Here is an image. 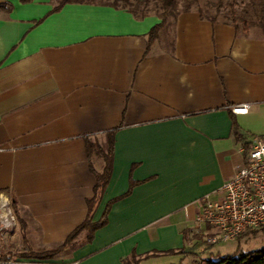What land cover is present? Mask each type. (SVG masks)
Wrapping results in <instances>:
<instances>
[{
  "label": "crops",
  "instance_id": "obj_1",
  "mask_svg": "<svg viewBox=\"0 0 264 264\" xmlns=\"http://www.w3.org/2000/svg\"><path fill=\"white\" fill-rule=\"evenodd\" d=\"M54 7L0 0V193L16 199L27 227L22 252L60 246L88 217L91 165L103 169L98 157L89 160L86 140L104 147L117 129L93 224L112 203L107 223L58 258L13 261L4 259L13 251L0 250V264L179 257L202 199L217 197L264 138V36L193 9L179 14L170 43L157 39L147 53L161 23L155 15ZM239 106L248 112L233 114Z\"/></svg>",
  "mask_w": 264,
  "mask_h": 264
},
{
  "label": "trees",
  "instance_id": "obj_2",
  "mask_svg": "<svg viewBox=\"0 0 264 264\" xmlns=\"http://www.w3.org/2000/svg\"><path fill=\"white\" fill-rule=\"evenodd\" d=\"M23 4L31 3L35 0H19ZM55 2L54 12L61 10L66 5L70 4H99L111 6L116 9H124L130 12L136 19H144L149 16L152 10L156 13L155 16L160 18L161 23L156 25L148 34L147 53H149L157 41L162 31L169 30L174 25L176 20L182 12H189L191 10H197L203 20H209L213 23L224 22L234 26L238 33L249 35L251 29L259 28L261 34L264 36V0H249L248 4H244L238 11L236 7L238 4L234 0L229 6H223L222 0L218 5L210 2L202 3V0H53ZM152 9L150 6H152ZM215 8V9H214ZM214 10V11H213ZM172 21V24H171ZM116 130L107 133L108 145L107 147L101 146L98 142L92 139L86 140L87 155L89 160H92L94 156L100 157L104 160L105 166L101 172H97L91 165V171L96 178V184L94 187V196L87 201L89 214L87 219L73 231L64 243L60 246L52 249H43L38 252L31 250H25L22 253H18L17 258L38 259V260H50L58 257L61 253L68 249H74L78 246V237L84 231H93L107 223V215L110 210V204L105 208L103 217L95 224L92 223L93 216L101 202L105 189L110 181L112 174V164L114 155V136ZM235 137L238 141H243V137L239 134V128L234 125ZM247 146V144L245 145ZM135 184L133 183L132 186ZM13 197L11 200L12 208L17 216V202ZM21 227L23 226L21 220H19ZM24 227V226H23ZM24 230V229H23ZM260 235L264 236V230L249 231L246 234L239 237L237 240L241 241L243 238H257ZM25 237H23V241ZM184 251H180L179 255H182ZM170 254V253H169ZM4 259H7L5 257ZM141 258L136 255L125 259L123 264H141ZM207 264H264V247L257 250L245 251L239 248L237 252L231 256L217 259L206 260ZM181 264V263H180Z\"/></svg>",
  "mask_w": 264,
  "mask_h": 264
},
{
  "label": "built area",
  "instance_id": "obj_3",
  "mask_svg": "<svg viewBox=\"0 0 264 264\" xmlns=\"http://www.w3.org/2000/svg\"><path fill=\"white\" fill-rule=\"evenodd\" d=\"M248 110L247 106H239L231 111L238 115ZM17 225L10 197L0 193V237ZM255 230H264V138L254 142L245 163L217 197L202 199L191 233L200 236L203 243L215 245L236 241Z\"/></svg>",
  "mask_w": 264,
  "mask_h": 264
},
{
  "label": "rangeland",
  "instance_id": "obj_4",
  "mask_svg": "<svg viewBox=\"0 0 264 264\" xmlns=\"http://www.w3.org/2000/svg\"><path fill=\"white\" fill-rule=\"evenodd\" d=\"M220 0H202V3L210 2L215 5H218ZM234 0H222L223 6H229V4L233 3ZM238 6L236 9L239 11L241 7L244 4H248L249 0H235ZM151 9L153 7L150 6ZM154 8V7H153ZM215 9V8H214ZM214 11V10H213ZM150 15H155L156 13L154 10L149 13ZM172 24V21H171ZM251 31H254L257 34H260L261 31L259 28H252ZM168 38L169 43L172 40V27L169 28L167 31H162L158 37L159 39H163L165 41V38ZM108 145V140L106 141L104 147L106 148ZM103 167L105 166L104 160L100 157H98ZM13 210V208H12ZM14 212V210H13ZM17 218V217H16ZM18 220V219H17ZM24 226V227H23ZM21 225L18 222L17 227L13 231H8L2 233L0 237V250L2 251H13L12 256L8 259L10 260H16L20 259L17 258L18 254H15L19 250L22 253V250L24 246L23 237L26 239V228L25 225ZM24 229V230H23ZM26 235V236H25ZM189 242V248L184 251L182 255H179V257L173 258L172 256H167L168 258H164L163 260L156 261L154 264H207L206 260L210 259H221L228 256H231L237 252L239 248L244 249L245 251H251V250H257L264 247V236L260 235L257 238H250V239H242L241 241H232V242H220L218 244L212 245L209 243H203L200 236H194L193 233L189 234L188 238ZM56 248V247H55ZM43 249L37 250L41 251ZM35 252V251H34ZM58 258V257H57ZM7 260V259H6Z\"/></svg>",
  "mask_w": 264,
  "mask_h": 264
}]
</instances>
